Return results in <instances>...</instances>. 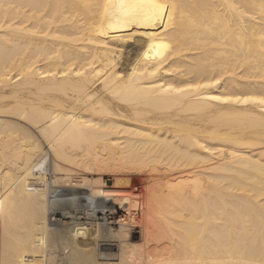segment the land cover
<instances>
[{
  "label": "bare ground",
  "instance_id": "obj_1",
  "mask_svg": "<svg viewBox=\"0 0 264 264\" xmlns=\"http://www.w3.org/2000/svg\"><path fill=\"white\" fill-rule=\"evenodd\" d=\"M114 2L0 0V264H264V0Z\"/></svg>",
  "mask_w": 264,
  "mask_h": 264
},
{
  "label": "snow or ice",
  "instance_id": "obj_2",
  "mask_svg": "<svg viewBox=\"0 0 264 264\" xmlns=\"http://www.w3.org/2000/svg\"><path fill=\"white\" fill-rule=\"evenodd\" d=\"M106 6V15L113 18L115 25H121L128 27L137 23H154L158 17H162L164 14V6L156 3V0H115L110 5L115 9L113 12H108ZM169 18L170 14H169ZM114 26L113 24L109 25ZM155 48L153 59L156 56H163V50L167 49L166 44L150 45L149 49ZM264 102V101H262ZM3 202L0 201V208H2Z\"/></svg>",
  "mask_w": 264,
  "mask_h": 264
},
{
  "label": "rangeland",
  "instance_id": "obj_3",
  "mask_svg": "<svg viewBox=\"0 0 264 264\" xmlns=\"http://www.w3.org/2000/svg\"><path fill=\"white\" fill-rule=\"evenodd\" d=\"M105 177L107 178L108 184H113L114 183V177L109 176V175H107ZM52 264H55V263H52Z\"/></svg>",
  "mask_w": 264,
  "mask_h": 264
}]
</instances>
